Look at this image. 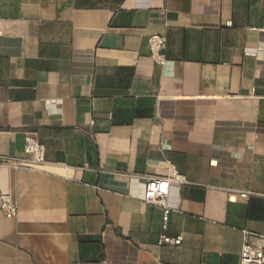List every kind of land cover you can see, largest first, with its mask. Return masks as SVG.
<instances>
[{"label": "crops", "instance_id": "1", "mask_svg": "<svg viewBox=\"0 0 264 264\" xmlns=\"http://www.w3.org/2000/svg\"><path fill=\"white\" fill-rule=\"evenodd\" d=\"M0 27V155L35 133L47 161L0 169V264H240L264 230V0H0ZM174 174L181 247L143 201Z\"/></svg>", "mask_w": 264, "mask_h": 264}, {"label": "built area", "instance_id": "2", "mask_svg": "<svg viewBox=\"0 0 264 264\" xmlns=\"http://www.w3.org/2000/svg\"><path fill=\"white\" fill-rule=\"evenodd\" d=\"M264 31V30H263ZM4 32L0 27V49ZM151 59L158 65L167 64L165 54L166 38L154 35L148 40ZM24 157L0 155V169L12 168L14 170H38L46 161V148L39 140L37 134L25 135ZM184 178L174 174L169 178H150L146 182L144 203L159 207L163 210V231L159 244L163 246L181 247L183 237H170L166 235L171 209L168 206L169 188L172 182H183ZM245 196V195H243ZM0 211L7 219L17 217L19 208L17 203L6 194L0 192ZM240 264H264V230L261 234L243 232V247L240 254Z\"/></svg>", "mask_w": 264, "mask_h": 264}]
</instances>
